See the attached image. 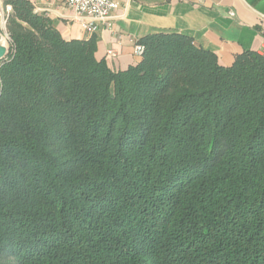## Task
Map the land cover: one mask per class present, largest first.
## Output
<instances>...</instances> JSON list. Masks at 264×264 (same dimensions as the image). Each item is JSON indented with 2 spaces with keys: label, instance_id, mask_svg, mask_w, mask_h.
Masks as SVG:
<instances>
[{
  "label": "trees",
  "instance_id": "16d2710c",
  "mask_svg": "<svg viewBox=\"0 0 264 264\" xmlns=\"http://www.w3.org/2000/svg\"><path fill=\"white\" fill-rule=\"evenodd\" d=\"M6 3L0 264H264V55L162 31L113 70Z\"/></svg>",
  "mask_w": 264,
  "mask_h": 264
},
{
  "label": "crops",
  "instance_id": "0c3cea01",
  "mask_svg": "<svg viewBox=\"0 0 264 264\" xmlns=\"http://www.w3.org/2000/svg\"><path fill=\"white\" fill-rule=\"evenodd\" d=\"M35 12L48 17L65 39L95 38L94 56L113 70L134 64V44L155 32L189 35L218 61L229 65L244 50L264 55V0H116L111 28L85 31L64 0H26ZM6 0H0V10ZM229 11L234 13L229 15Z\"/></svg>",
  "mask_w": 264,
  "mask_h": 264
},
{
  "label": "built area",
  "instance_id": "2783aa9c",
  "mask_svg": "<svg viewBox=\"0 0 264 264\" xmlns=\"http://www.w3.org/2000/svg\"><path fill=\"white\" fill-rule=\"evenodd\" d=\"M67 5L73 8L81 27L88 33H94L100 28H111L112 21L115 18L114 11L117 8L116 0H64ZM193 3H201L203 0H190ZM11 10L9 5L0 10V15L4 19ZM229 15L234 13L229 11ZM6 37L7 33L4 30ZM143 52V46L139 43L134 44V53L139 57Z\"/></svg>",
  "mask_w": 264,
  "mask_h": 264
},
{
  "label": "water",
  "instance_id": "95a60500",
  "mask_svg": "<svg viewBox=\"0 0 264 264\" xmlns=\"http://www.w3.org/2000/svg\"><path fill=\"white\" fill-rule=\"evenodd\" d=\"M8 37L5 36L4 33L0 32V60L5 58L8 52L7 45Z\"/></svg>",
  "mask_w": 264,
  "mask_h": 264
},
{
  "label": "rangeland",
  "instance_id": "374dc122",
  "mask_svg": "<svg viewBox=\"0 0 264 264\" xmlns=\"http://www.w3.org/2000/svg\"><path fill=\"white\" fill-rule=\"evenodd\" d=\"M5 26H4V19L3 17L0 15V32L4 33ZM7 45H8V40H7Z\"/></svg>",
  "mask_w": 264,
  "mask_h": 264
}]
</instances>
